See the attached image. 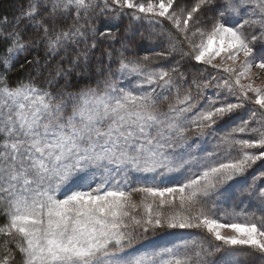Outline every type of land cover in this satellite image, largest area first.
Instances as JSON below:
<instances>
[{"label": "snow or ice", "instance_id": "obj_1", "mask_svg": "<svg viewBox=\"0 0 264 264\" xmlns=\"http://www.w3.org/2000/svg\"><path fill=\"white\" fill-rule=\"evenodd\" d=\"M0 41V264H264V0H26Z\"/></svg>", "mask_w": 264, "mask_h": 264}, {"label": "trees", "instance_id": "obj_2", "mask_svg": "<svg viewBox=\"0 0 264 264\" xmlns=\"http://www.w3.org/2000/svg\"><path fill=\"white\" fill-rule=\"evenodd\" d=\"M188 5H190L192 3V0L187 1ZM26 4V0H0V17H7L8 20H13L14 17H16L19 14L21 5ZM69 23H71V21H69ZM100 24V31H103L105 26L112 28L113 32H116L117 34H122L124 32V30L130 25V23L132 24L133 27H138L140 28L141 31H145L146 29H148V25L146 23H133L129 20V18L124 17L122 19L119 20H114V21H109L107 22V24H105V22L103 21V18H101V20L98 22ZM21 27H24V25L22 24ZM32 28L31 26H28L27 28H25L24 30V34L27 37V35L32 34ZM6 41H0V55H2L5 51V45H6ZM81 47H83V45H81ZM101 48H107L108 45L107 43L103 44L100 46ZM116 48H119L120 45L116 44L115 45ZM162 49L160 47H154L153 45H149L147 43H145L142 48L137 51V50H133L130 51L128 53H126L127 56L132 57V56H143L145 54L151 55L153 57V60L158 61V58L155 56V53L158 51H161ZM100 54L99 49L96 51V56L98 57ZM63 55V53H61V56ZM39 56L42 60L45 56V51L43 48H33L31 50H29L26 53L21 54L14 65L13 71L9 73V79L10 81L14 84L16 81L20 80V79H26V75L25 72L27 70V64H26V60H32L35 57ZM60 57H56L55 60H53V63L56 62V60H59ZM21 65H25L24 68H21ZM208 72L211 73V76H219V74L214 73V71L212 72L211 70H208ZM208 72L204 73V78L205 79H209L210 76L208 74ZM193 93L195 95V90H193ZM212 94V90L209 89L207 91V95H211ZM171 99V98H170ZM170 102V101H165L163 102V105L166 106V104ZM241 116L237 115L236 119L238 120ZM221 132V127L217 129V133ZM244 138H248L247 136H244ZM259 163V164H258ZM257 166L253 168V170H251V174H257L260 171H264V163L258 162ZM141 185L136 184V183H132L131 187L135 188V187H139ZM260 186H264V182L260 183ZM136 198L137 201H139L140 199V194L139 193H134L133 194V198ZM257 215H259V213H257ZM5 216L3 214L2 209H0V225H2L5 222ZM177 233H181V232H177ZM149 235H151V233H149ZM159 237H155L153 239H156ZM3 237H0V243L3 242ZM152 239V240H153Z\"/></svg>", "mask_w": 264, "mask_h": 264}, {"label": "rangeland", "instance_id": "obj_3", "mask_svg": "<svg viewBox=\"0 0 264 264\" xmlns=\"http://www.w3.org/2000/svg\"><path fill=\"white\" fill-rule=\"evenodd\" d=\"M187 1H189V0H181V3L182 4H188ZM192 2H193V0H192ZM241 59H243V57H241ZM216 62H219V58H217V61ZM209 70H211V69H209ZM211 71L213 72V70H211ZM214 73L217 74L216 71H214ZM252 73L253 74H258V78H256V80H255V82L257 84L264 83V71H262V70H260L258 68L253 67ZM218 74L220 75V73H218ZM248 114L249 113H248L247 109L242 110L241 112L238 113V115L241 116L240 118H246L248 116ZM229 130H230V127H226V126H223L222 125L221 126V132L217 133L216 135L217 136L223 135L225 132H227ZM190 135H192L193 137H195V133L194 132L190 133ZM208 139H209L210 143H214L215 142V141H212L211 138H208ZM210 143H209V150H210ZM253 151H255V150H253ZM256 166H254V167H256ZM133 199L137 200L135 197ZM226 234H231V233H227L226 232ZM176 235L183 236V235H187V233L186 232H181V233H176ZM172 239H173L172 237L164 236V237H159V238L153 239L151 241V243L152 244L163 245V244L168 243Z\"/></svg>", "mask_w": 264, "mask_h": 264}]
</instances>
